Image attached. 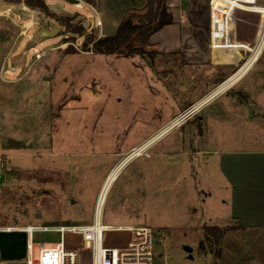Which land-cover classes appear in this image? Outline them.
Segmentation results:
<instances>
[{
	"label": "rangeland",
	"instance_id": "rangeland-1",
	"mask_svg": "<svg viewBox=\"0 0 264 264\" xmlns=\"http://www.w3.org/2000/svg\"><path fill=\"white\" fill-rule=\"evenodd\" d=\"M44 1L46 7L36 0H0V229L91 222L103 166L97 154H78L90 148L91 121H100L94 135L105 149L118 135L128 142L148 129L144 119L153 111L148 94L162 88L160 70L166 63L150 43L144 56L83 47L87 35H111L127 17L141 23L150 0H88L101 21L95 26L94 14L82 4L62 1L66 11ZM65 22L84 28L72 31ZM135 102L142 108L132 123ZM197 123L186 124V133ZM129 173L121 172L109 186L102 222L150 226L157 236L154 264H219L214 255L218 244L204 234L202 209L176 202L130 206ZM111 229L103 233V244L125 246L129 232ZM34 238L55 244L59 235L36 230ZM26 239L22 232H0L2 260H21ZM64 241L77 251L78 264H92L78 234L67 232Z\"/></svg>",
	"mask_w": 264,
	"mask_h": 264
},
{
	"label": "crops",
	"instance_id": "crops-1",
	"mask_svg": "<svg viewBox=\"0 0 264 264\" xmlns=\"http://www.w3.org/2000/svg\"><path fill=\"white\" fill-rule=\"evenodd\" d=\"M51 1L62 10V1H69L98 12L88 0ZM167 5L173 22L149 39L166 65L160 70L162 88L148 94L153 110L144 119L148 129L128 142L118 135L105 149L101 137L94 135L100 123L96 118L90 123V148L78 154L101 158L102 186L133 147L167 127L186 106L207 97L185 124L166 130L145 151L124 160L115 180L130 170V206L197 205L205 224L230 226L218 244L219 264H264V13L236 8L228 30L235 46L214 47L208 0H168ZM159 94L161 103H156ZM140 108L137 102L130 108L132 123ZM190 122H198V128L186 133Z\"/></svg>",
	"mask_w": 264,
	"mask_h": 264
},
{
	"label": "built area",
	"instance_id": "built-area-1",
	"mask_svg": "<svg viewBox=\"0 0 264 264\" xmlns=\"http://www.w3.org/2000/svg\"><path fill=\"white\" fill-rule=\"evenodd\" d=\"M210 8V37L214 47L235 46L229 40V21L236 8H245L264 13L263 5L257 4L258 0H208ZM95 13L93 19L95 24H100ZM250 52H254L255 46L249 47ZM208 101L203 97L181 110L169 122L168 127H180L189 119L195 116L203 105ZM167 130V128H166ZM165 130V131H166ZM160 132V131H159ZM148 140V139H147ZM146 140V141H147ZM142 142L132 148L127 155H139L147 149L149 145ZM143 146V147H142ZM140 148L139 152H135ZM117 167V166H116ZM115 167V168H116ZM104 198L101 190L98 193L92 221L82 224H60L55 226H24L1 228L0 232H22L27 235L25 243V255L21 260H2L0 264H78V253L76 250L68 248L64 241L65 233L72 232L81 237V244L84 251L91 254L92 264H154V246L157 236L150 226H111L102 222V208ZM127 231L130 234L129 241L123 247L105 246L103 244V233L106 230ZM42 230L44 232H55L59 235V240L55 244L46 241H35L34 232Z\"/></svg>",
	"mask_w": 264,
	"mask_h": 264
},
{
	"label": "trees",
	"instance_id": "trees-1",
	"mask_svg": "<svg viewBox=\"0 0 264 264\" xmlns=\"http://www.w3.org/2000/svg\"><path fill=\"white\" fill-rule=\"evenodd\" d=\"M44 5L46 4L44 0ZM35 7V4L28 3ZM151 6L148 11L140 16L141 23H136L131 17L125 18L117 27L116 31L105 37L96 38L89 34L83 42L84 50H93L100 54H122L124 56H134L146 54L145 45L149 44L150 37L162 27L173 22V15L166 3V0H150ZM46 7V5H45ZM59 20L65 21V17H58ZM67 27L72 31L83 30V25H74L65 22ZM142 41L141 45L134 43V40ZM227 227H219L216 225H203L206 238L214 244H219L222 236L228 230ZM217 258L219 256V248L214 251Z\"/></svg>",
	"mask_w": 264,
	"mask_h": 264
},
{
	"label": "bare ground",
	"instance_id": "bare-ground-1",
	"mask_svg": "<svg viewBox=\"0 0 264 264\" xmlns=\"http://www.w3.org/2000/svg\"><path fill=\"white\" fill-rule=\"evenodd\" d=\"M166 128H167V130H169L170 129V127H165L163 130H161L160 132H158L155 136H153L152 138H150V139H148L144 144H143V146L146 144V145H149L151 142H153L155 139H158L159 138V136L163 133V132H165V130H166ZM151 137V136H150ZM158 137V138H157ZM151 145V144H150ZM142 146V147H143ZM145 147V146H144ZM140 151V148H136V150H135V152H139ZM127 158L128 157H126V158H124L123 160H122V162L124 161V160H127ZM122 162H120L118 165H117V167L115 168L114 167V169H112V171L109 173V175L107 176V178H106V180H105V182H104V184L101 186V188H100V190H101V196H102V198H104V200H105V195H106V192H107V190H108V188H109V186L111 185V183L115 180V177H116V175H117V173H118V170H119V167H120V165L121 164H123ZM99 190V191H100Z\"/></svg>",
	"mask_w": 264,
	"mask_h": 264
},
{
	"label": "water",
	"instance_id": "water-1",
	"mask_svg": "<svg viewBox=\"0 0 264 264\" xmlns=\"http://www.w3.org/2000/svg\"><path fill=\"white\" fill-rule=\"evenodd\" d=\"M12 142H16V141L13 140ZM186 250L190 252L191 251V248L190 247H187Z\"/></svg>",
	"mask_w": 264,
	"mask_h": 264
}]
</instances>
